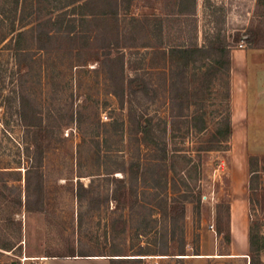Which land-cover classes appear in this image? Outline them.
<instances>
[{
	"label": "rangeland",
	"instance_id": "rangeland-1",
	"mask_svg": "<svg viewBox=\"0 0 264 264\" xmlns=\"http://www.w3.org/2000/svg\"><path fill=\"white\" fill-rule=\"evenodd\" d=\"M68 3L0 0V264H264L261 89L215 62L264 50V0H120L115 48Z\"/></svg>",
	"mask_w": 264,
	"mask_h": 264
},
{
	"label": "trees",
	"instance_id": "trees-1",
	"mask_svg": "<svg viewBox=\"0 0 264 264\" xmlns=\"http://www.w3.org/2000/svg\"><path fill=\"white\" fill-rule=\"evenodd\" d=\"M119 5H120V0H69V3L66 5V6H72V7H77V6H82V7H85V8H88V14L90 15H93V16H100L103 18L104 22H105V25L107 27V30L108 32H110V35H111V38L110 39V46L111 48H115L119 45ZM22 33H20L18 36H21ZM182 53L184 59H188L192 62L193 60V57L196 55V54H200V53H204V49H200V48H196V49H188V50H184V51H179ZM227 54V58L223 61L221 60H217L215 62H217V64H223L225 66V70L227 72V74H230L231 72V57H230V52L229 51H225ZM186 61V64H189L188 62L190 61ZM117 61L119 63L122 64V58H119L117 59ZM124 82V81H123ZM122 82V85H121V88L123 90V84ZM130 119L131 121H134V117H133V113L131 112L130 114ZM140 130L141 132L144 134V135H148L149 134V123L148 121H145V122H140ZM227 129L225 132H221V131H218V135L219 136H223V134H227V135H230L232 133V124H231V121H228L227 122V125H226ZM219 138V137H218ZM39 155H40V159L38 162L41 161V154H42V151H39ZM259 160V157L257 156H251V161H257ZM251 165H252V162H251ZM35 168H29L26 172H27V176H26V186H25V191L27 193V196L28 194H30L31 192V187L33 185L32 183V173H33V170ZM255 174V173H254ZM42 178L43 176L40 175V177L38 178V181H37V185H38V189L39 191H42ZM116 194L117 192H115V198H116ZM79 198L82 196V187L79 189ZM117 200V199H116ZM22 203V202H21ZM26 207L28 210L29 209V206H28V203L26 204ZM165 214H167L171 220H179L180 218H183L185 216V208L182 207V209H179L176 205V203L172 204L170 207L168 205V203L166 204V208H165ZM254 244H255V239H254V235L252 234L251 235V238H250V246L251 248H254ZM5 248H10L9 246H6ZM263 248V247H262ZM262 248L258 249V251H260ZM11 250L8 249V251ZM148 249L146 248H141L140 251H139V254H136L134 256H146V255H149L147 253ZM253 254V253H251ZM180 255H184V254H180ZM199 255V254H197ZM85 256V255H83ZM116 256H119V255H116ZM251 256V264L254 260V257L252 255ZM111 264H116V263H119V262H123L125 260H143V259H140V258H135V259H121V258H111Z\"/></svg>",
	"mask_w": 264,
	"mask_h": 264
},
{
	"label": "crops",
	"instance_id": "crops-1",
	"mask_svg": "<svg viewBox=\"0 0 264 264\" xmlns=\"http://www.w3.org/2000/svg\"><path fill=\"white\" fill-rule=\"evenodd\" d=\"M258 55H264L263 49H256V50H241L238 52H232L231 53V73L233 75V81H232V92L233 96L239 95H245L249 96L251 94V91L249 89V82H251L252 74L253 81H256L257 86L261 89L258 91L255 95L262 96L261 100H257L254 102L253 109L251 110V107L248 109V100H246V111L254 112L257 117H261L264 113V58L260 60H254L252 59V56H258ZM240 74V77L237 78ZM238 79H243L246 85H242L241 87H237V81ZM238 91V92H237ZM253 93V92H252ZM259 115V116H258ZM264 117V116H262ZM198 256V255H197ZM201 257L205 258H189V259H183L186 262V264H195L199 261H207V259L211 257H219V255H215L214 252H203ZM92 259H99V257H92Z\"/></svg>",
	"mask_w": 264,
	"mask_h": 264
}]
</instances>
